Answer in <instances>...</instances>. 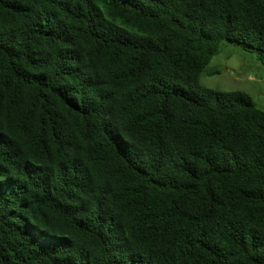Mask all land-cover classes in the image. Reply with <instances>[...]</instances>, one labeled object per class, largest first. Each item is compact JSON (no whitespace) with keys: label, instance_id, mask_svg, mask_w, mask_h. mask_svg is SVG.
<instances>
[{"label":"trees","instance_id":"trees-1","mask_svg":"<svg viewBox=\"0 0 264 264\" xmlns=\"http://www.w3.org/2000/svg\"><path fill=\"white\" fill-rule=\"evenodd\" d=\"M264 51V0H0V264H264V110L204 86Z\"/></svg>","mask_w":264,"mask_h":264},{"label":"rangeland","instance_id":"rangeland-1","mask_svg":"<svg viewBox=\"0 0 264 264\" xmlns=\"http://www.w3.org/2000/svg\"><path fill=\"white\" fill-rule=\"evenodd\" d=\"M200 82L214 89L245 91L264 110V51L223 41L202 70Z\"/></svg>","mask_w":264,"mask_h":264}]
</instances>
